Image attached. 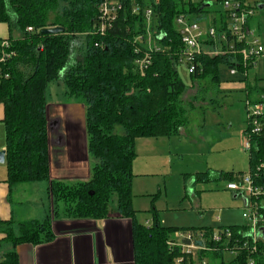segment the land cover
<instances>
[{"label": "trees", "instance_id": "obj_1", "mask_svg": "<svg viewBox=\"0 0 264 264\" xmlns=\"http://www.w3.org/2000/svg\"><path fill=\"white\" fill-rule=\"evenodd\" d=\"M118 1L121 8L102 34L103 0H0V22L6 23L10 31L8 38H0L6 182L12 191L20 185L49 181L54 203L43 220L18 222L17 234L12 219L0 220V233L4 234L1 241L13 246L0 256V264H20L16 247L21 243L41 244L53 239L52 216L60 213V203L62 212L70 218L104 219L116 212L130 219L134 264H249L251 259L254 264H264V239H258L257 251L252 252L248 226L220 227L231 229L234 238L230 243H218L211 239L214 228L164 226L155 209L151 226L137 221L132 192L136 140L180 135L188 121L183 102L188 86L177 69L182 41L176 19L185 15L190 20L221 27L226 13L212 11L194 0ZM147 10L152 12L150 22ZM54 26H62L64 31L54 35L39 33L44 27ZM151 32L152 50L148 46ZM79 38H83V44L75 54ZM5 40L7 47L2 46ZM3 50L9 56L1 60ZM146 53L150 63L142 74L137 60ZM232 59L229 55L202 56L197 60L198 71L190 76L219 83L222 67L237 66ZM57 80L65 84L69 97L82 98L88 152L95 162L87 180L72 184L50 178L47 91L49 84ZM254 92L256 87H248L250 102H263V98H250ZM250 129L248 121L244 130L251 140L247 174L253 177L254 184L264 188V127L251 135ZM245 175L241 171L227 172L220 173L217 179L240 182ZM213 179L216 177L208 171L194 177L195 182ZM185 230L203 231L206 249L187 251L169 244L175 232ZM248 239L250 247H243V241ZM195 243L202 245L203 241ZM229 252L235 256L226 260Z\"/></svg>", "mask_w": 264, "mask_h": 264}, {"label": "rangeland", "instance_id": "obj_2", "mask_svg": "<svg viewBox=\"0 0 264 264\" xmlns=\"http://www.w3.org/2000/svg\"><path fill=\"white\" fill-rule=\"evenodd\" d=\"M194 1L210 3L212 11H223L218 0ZM202 24L207 26L210 23ZM249 27L257 31L264 43V8L257 9L249 18ZM152 36L153 32L149 34V44H153ZM82 44L83 38H79L74 45L75 54L80 52ZM177 69L188 86L183 95L184 105L190 110L186 134L136 140L132 187L136 219L145 226H151L155 209L162 224L169 227H212L217 231L220 227L250 226L251 220L244 217L246 205L244 197L240 195L242 192L228 189L227 184L232 182L217 177L220 173L241 171L247 174L250 170L244 134L248 126L246 105L250 99L247 95L248 87H256L257 92L252 93L250 98L264 100V57L258 58L256 65L249 68L247 79L240 81H230L227 69L222 67L221 82H226L228 86L213 82L210 78L194 83L197 79L190 76L184 63L178 64ZM57 86L66 88L62 80L50 84L48 100L51 104L56 101L65 105L72 99L82 101L81 97L72 98L55 90ZM192 109L196 110L193 112ZM3 127L0 126V145L5 143ZM118 130L122 132V128ZM205 171L211 172L216 179L195 182V175ZM246 188L247 185L242 187L243 190ZM46 204L50 207L49 202ZM62 208L60 203L57 211L63 213ZM17 209L20 215L28 206H17ZM14 228L17 234L18 227ZM12 249L10 242H0V256ZM234 256L235 253L229 252L225 259L231 260Z\"/></svg>", "mask_w": 264, "mask_h": 264}, {"label": "crops", "instance_id": "obj_3", "mask_svg": "<svg viewBox=\"0 0 264 264\" xmlns=\"http://www.w3.org/2000/svg\"><path fill=\"white\" fill-rule=\"evenodd\" d=\"M210 5L206 3L204 7ZM9 35V26L0 22V38L6 39ZM229 76L230 81L242 80L239 75ZM220 83L228 86L221 82V74ZM60 87L55 90L68 95L67 88L60 90ZM53 104L55 107L51 108ZM53 104L48 100L50 178L66 184L87 180L95 162L88 152L85 105L73 99L65 105L56 101ZM3 118L4 108L0 104V126H4ZM181 134H186V125ZM3 149H6L5 143L0 145V151ZM6 178V165L0 163V220L12 219L18 227L20 221L43 220L51 213L54 203L49 193V181L20 185L10 191ZM17 206H28L22 210L21 217ZM52 231L50 242L17 245L20 264H134L132 221L116 212L104 219H75L59 213L52 216ZM3 237L0 233V242Z\"/></svg>", "mask_w": 264, "mask_h": 264}, {"label": "built area", "instance_id": "obj_4", "mask_svg": "<svg viewBox=\"0 0 264 264\" xmlns=\"http://www.w3.org/2000/svg\"><path fill=\"white\" fill-rule=\"evenodd\" d=\"M264 4V0H222L221 5L226 13V22L221 27L214 24L204 26L201 22L190 20L185 15H180L176 19V25L181 36L182 47L177 53L178 61L187 66L189 74L198 71L199 62L202 56L215 57L220 55L232 56V61L237 66L226 68L229 75H241L242 79L247 77L249 68L256 65L258 58L264 57V43L262 38L255 29L249 27V18L259 9V5ZM121 8L118 0H103L100 5L101 26L100 32L105 33L106 27L112 25L116 17V12ZM147 17L151 21L152 12L147 10ZM33 31L32 27L28 28ZM150 40V39H149ZM8 41H3L2 46L7 47ZM152 45L148 46L152 50ZM138 51V50H137ZM3 50L1 60L8 57ZM140 72L144 74L147 65L150 63V55L146 53L141 59L137 60ZM239 66V67H238ZM248 121L251 127V134H258L264 127V103H252L247 100ZM249 135V136H250ZM245 148L251 147V140L245 136ZM247 185L246 189H242ZM227 188L232 191H241L245 200L246 212L244 217L251 220L248 226L250 231L248 235L253 242L251 251L256 252V242L259 238L258 229L264 227V188L254 184L253 177L246 174L240 182H232L227 184ZM234 238V233L229 228L214 231L212 240L222 243L226 241L230 243ZM188 240L189 242H186ZM196 240L203 241L202 245L195 243ZM205 233L203 231H177L174 234V240L170 241V245H179L187 251H199L206 249ZM249 239L244 240L243 247L249 246ZM254 260H250L249 264H254ZM199 264H207L205 261Z\"/></svg>", "mask_w": 264, "mask_h": 264}, {"label": "water", "instance_id": "obj_5", "mask_svg": "<svg viewBox=\"0 0 264 264\" xmlns=\"http://www.w3.org/2000/svg\"><path fill=\"white\" fill-rule=\"evenodd\" d=\"M264 4L259 5V9H263ZM64 31L62 26H54V27H44L40 29L39 33L41 35H54ZM6 162V149L0 151V163L3 164ZM92 194V192H91ZM258 235L264 239V227H260L258 229Z\"/></svg>", "mask_w": 264, "mask_h": 264}]
</instances>
